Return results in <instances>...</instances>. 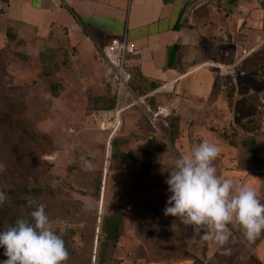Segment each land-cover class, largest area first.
<instances>
[{"label": "rangeland", "instance_id": "obj_1", "mask_svg": "<svg viewBox=\"0 0 264 264\" xmlns=\"http://www.w3.org/2000/svg\"><path fill=\"white\" fill-rule=\"evenodd\" d=\"M46 43L25 34L12 50L6 34L0 35V104L10 98L25 108L23 114L0 113V164L5 166L0 190L8 195L11 188L29 189L23 196L46 205L54 230H73L74 253L67 264H98L103 250L105 264H264V232L248 242L230 225L226 247L231 251L225 255L163 214L171 193L165 183L169 172L159 161L170 160L149 145V135L156 130L168 136L173 115H161L155 125L146 105L155 110L157 102H143L133 83L134 94L118 103L97 44L78 49ZM132 101L134 106L123 108ZM259 114L264 121V110ZM127 118L135 122L134 130ZM23 125L46 134L52 151L41 154ZM221 161L219 156L214 162L218 174L234 179ZM240 178L235 180L246 183ZM254 181L247 184L257 189ZM259 199L264 202V195ZM116 209L124 212V221L112 245L105 242L103 222Z\"/></svg>", "mask_w": 264, "mask_h": 264}, {"label": "crops", "instance_id": "obj_2", "mask_svg": "<svg viewBox=\"0 0 264 264\" xmlns=\"http://www.w3.org/2000/svg\"><path fill=\"white\" fill-rule=\"evenodd\" d=\"M195 1L0 0V35L13 20L35 27L51 47L97 44L104 49L112 39L126 37L136 47L127 58L133 92L132 83L143 102L154 99L155 107L169 108L179 118L175 141H170L171 126L168 136L153 130L152 148L172 160L205 140L218 144L224 170L246 183L255 180L264 195V121L259 114L264 110V70L251 72L264 66V0ZM178 22L183 24L177 27ZM175 43L181 46L177 65L182 69L169 66ZM104 62L116 100L124 101L129 95L116 86ZM255 93L259 107L247 102ZM127 124L134 130L132 119ZM256 125L258 130L250 128ZM245 140L252 141L255 156Z\"/></svg>", "mask_w": 264, "mask_h": 264}, {"label": "clouds", "instance_id": "obj_3", "mask_svg": "<svg viewBox=\"0 0 264 264\" xmlns=\"http://www.w3.org/2000/svg\"><path fill=\"white\" fill-rule=\"evenodd\" d=\"M220 154L218 144L205 140L174 160L159 162L169 172L165 183L171 193L163 214L179 219L191 228L194 238L214 244L227 255L231 251L226 247L232 235L230 225L248 242L264 232V202L255 187L218 174L214 162ZM91 167L89 162L88 170ZM4 171L0 164V173ZM7 200L0 190V206ZM28 207L32 209L28 217L18 218L0 231V247L7 257L0 264H67L70 253L64 230H54L46 205L37 198H30ZM83 207L91 210L88 201Z\"/></svg>", "mask_w": 264, "mask_h": 264}, {"label": "trees", "instance_id": "obj_4", "mask_svg": "<svg viewBox=\"0 0 264 264\" xmlns=\"http://www.w3.org/2000/svg\"><path fill=\"white\" fill-rule=\"evenodd\" d=\"M183 22H178L177 27H180ZM25 34L33 36L36 40L45 44L46 40L39 36L35 30V27L29 26L20 21L13 22V20L8 21V27L6 31V37L8 38V47H11L12 50L16 49L18 39L23 37ZM47 44V43H46ZM48 46V44H47ZM180 45L175 43L171 46L170 55L171 59L169 60L170 67H180L182 69V64L177 65V62L181 63L182 54L179 53ZM62 48V47H60ZM4 49H0V66L2 65V57L1 54ZM264 70V66L260 65L254 68L251 72L258 74ZM1 97V94H0ZM231 103V98H229ZM247 102L250 105L255 107H259L261 105L260 95L258 93L252 94L248 97ZM158 107H155V109ZM25 111L24 105L20 102H17L15 99L7 98L4 103L0 104V113L5 115L16 113L23 114ZM171 115V114H170ZM172 116V115H171ZM171 129H170V141L174 142L175 139L179 135V118L177 116L171 117ZM244 128H248L247 126H243ZM253 130H258L259 126H250ZM23 134L28 137L38 148L41 154L50 153L53 149V144L49 140V137L44 133H37L32 127L27 125H23L21 127ZM118 137V136H117ZM113 143L117 141L118 138H114ZM243 144L247 148V151L255 156V150L253 149V143L248 141H243ZM14 147V146H13ZM16 147V146H15ZM17 148V147H16ZM18 149V148H17ZM20 154V150H19ZM22 158V155L20 156ZM25 191L29 192V189L26 188H11L7 191L8 200L4 203L3 206H0V231L5 230L9 225H14L16 219L28 217V214L32 210L28 207V200L23 196ZM124 221V212L120 209H116L113 211L111 215H108L104 218L103 222V232L105 233V242H110L112 245H116L121 237V232L123 228ZM61 230H64V240L66 242V247L70 253V258L73 256L74 248L71 243V232L72 229L63 228L58 230L59 233ZM69 258V259H70ZM7 257L4 255V248L0 247V262L6 260ZM197 261H200L199 258H196ZM107 261L104 250L100 253V258L98 264H105ZM119 263V262H118ZM177 264H194V263H177Z\"/></svg>", "mask_w": 264, "mask_h": 264}, {"label": "built area", "instance_id": "obj_5", "mask_svg": "<svg viewBox=\"0 0 264 264\" xmlns=\"http://www.w3.org/2000/svg\"><path fill=\"white\" fill-rule=\"evenodd\" d=\"M135 50V45L126 37L114 38L106 48L102 49V55L109 65L113 82L120 90H125L129 96L134 94L130 85L133 80V72L127 65V58L130 54H133ZM146 107L155 125H158L161 115L171 114L170 110L166 107H158L155 110L148 105H146ZM119 110L120 109L116 111V116Z\"/></svg>", "mask_w": 264, "mask_h": 264}, {"label": "water", "instance_id": "obj_6", "mask_svg": "<svg viewBox=\"0 0 264 264\" xmlns=\"http://www.w3.org/2000/svg\"><path fill=\"white\" fill-rule=\"evenodd\" d=\"M200 1H210V0H197L193 4L200 2ZM150 145H151V147L155 146V136L154 135L151 137Z\"/></svg>", "mask_w": 264, "mask_h": 264}]
</instances>
